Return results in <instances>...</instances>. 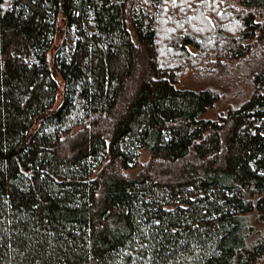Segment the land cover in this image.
Instances as JSON below:
<instances>
[{"label":"trees","instance_id":"obj_1","mask_svg":"<svg viewBox=\"0 0 264 264\" xmlns=\"http://www.w3.org/2000/svg\"><path fill=\"white\" fill-rule=\"evenodd\" d=\"M233 1L0 0V264H264V0ZM193 50L250 98L205 117Z\"/></svg>","mask_w":264,"mask_h":264},{"label":"rangeland","instance_id":"obj_2","mask_svg":"<svg viewBox=\"0 0 264 264\" xmlns=\"http://www.w3.org/2000/svg\"><path fill=\"white\" fill-rule=\"evenodd\" d=\"M179 14L181 13L178 10V13L174 12L170 15L179 16ZM64 22L63 18L59 19V30L54 45L50 48L48 53L51 62L64 35ZM193 54L195 55L182 60V63L185 65L181 71H179L177 85L179 87L194 88L197 90L209 88L219 94V100L213 107L208 109L205 113V117L217 118L220 114L227 112L232 107H238L250 98L255 87L251 77L247 75V68L244 62L227 60L224 66L219 65L213 67L210 65V62L216 59L214 51H207L206 54L202 53V55L198 57L196 56L197 51L193 50ZM54 73L60 85L54 105V108H56L60 105L63 98V80L56 70H54ZM149 159V154L143 151L140 162L141 166L139 164L137 168L130 170L128 174L130 176H135L142 165Z\"/></svg>","mask_w":264,"mask_h":264}]
</instances>
